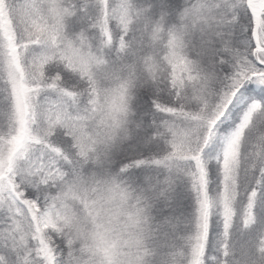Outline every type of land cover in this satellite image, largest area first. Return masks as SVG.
I'll return each mask as SVG.
<instances>
[{
  "label": "snow or ice",
  "instance_id": "obj_1",
  "mask_svg": "<svg viewBox=\"0 0 264 264\" xmlns=\"http://www.w3.org/2000/svg\"><path fill=\"white\" fill-rule=\"evenodd\" d=\"M0 264H264V0H0Z\"/></svg>",
  "mask_w": 264,
  "mask_h": 264
}]
</instances>
